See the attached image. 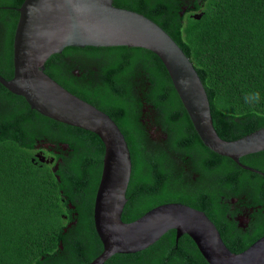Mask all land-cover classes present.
<instances>
[{
	"label": "trees",
	"instance_id": "trees-1",
	"mask_svg": "<svg viewBox=\"0 0 264 264\" xmlns=\"http://www.w3.org/2000/svg\"><path fill=\"white\" fill-rule=\"evenodd\" d=\"M22 2L0 0V76L6 80L13 74L16 9ZM112 4L156 23L189 58L206 91L220 138L233 141L264 128V0H112ZM195 14H201L200 19L192 18ZM44 73L118 126L130 152L129 195H134L136 208L149 211L180 203L205 212L200 203L206 195L215 196L205 184L213 173L221 178L218 186L247 183L248 204L263 201L264 208V151L239 159L261 172L257 174L204 147L165 67L152 52L68 47L46 61ZM34 144L45 150L55 144L57 158L63 161L55 174L51 167L33 161ZM193 153L197 158L192 165L183 157ZM103 155L95 134L38 114L0 85V264H46L41 258L47 256H53L54 264H66L57 259L63 255L59 243L65 241L60 193L67 195L68 203L78 204L77 215L69 218L77 219L80 230L89 231L90 212L84 210L88 203L92 210ZM181 159L187 164L185 178ZM196 175L203 187L190 182ZM256 211L262 228L264 215ZM229 235L225 232L222 239L233 253L252 244L244 239L240 247ZM84 238L85 234L78 238L80 246ZM76 249L64 256L76 260ZM151 249L153 264H164L161 251ZM195 261L207 264L201 255ZM67 264L73 262L67 259Z\"/></svg>",
	"mask_w": 264,
	"mask_h": 264
},
{
	"label": "water",
	"instance_id": "water-1",
	"mask_svg": "<svg viewBox=\"0 0 264 264\" xmlns=\"http://www.w3.org/2000/svg\"><path fill=\"white\" fill-rule=\"evenodd\" d=\"M16 10L13 74L8 80L0 76V85L22 97L38 114L95 134L104 147L93 209L103 251L90 264H104L116 254L140 252L171 229L177 237L187 234L207 264H264V236L233 253L209 218L184 204H161L134 221L123 222L131 176V157L124 136L108 115L44 73V64L68 47H128L152 52L165 67L203 146L257 174L261 172L242 165L239 159L264 151V128L233 141L220 138L213 126L206 91L189 58L161 27L142 14L115 7L112 0H23ZM200 17L192 15L196 20Z\"/></svg>",
	"mask_w": 264,
	"mask_h": 264
},
{
	"label": "flooded vegetation",
	"instance_id": "flooded-vegetation-1",
	"mask_svg": "<svg viewBox=\"0 0 264 264\" xmlns=\"http://www.w3.org/2000/svg\"><path fill=\"white\" fill-rule=\"evenodd\" d=\"M34 146L35 147L32 149L33 161L37 160L40 165H47L51 167L52 172L55 174L57 168L56 165H63L62 158H57L58 151L54 150L56 148L55 144H52L51 148H49L48 150L41 149L35 144ZM38 155L39 157H37ZM183 158L189 159L191 164L193 165L195 161L194 159L197 158V154L193 153V155H186ZM180 164H182L181 171L184 173L183 178H185L188 173V170L186 169L187 164H185L182 159L180 161ZM53 165H55V167H52ZM220 181L221 178L217 177L215 173L210 174V178L205 181V184L207 186H210L215 194V196L213 194L206 195L203 199H205L207 196L208 197L205 200H201L202 202L200 203V205L204 208L205 212L193 208L192 206H187L203 212L215 225L221 238L222 234H225V232H227L230 234V240H232L234 243H239V246L241 241L244 239H250L252 241L251 243L255 242V240L262 237V231L264 230V226L261 228V224H259V220L256 214V210H260V214L264 215V208H262L263 201L261 202V204L257 206L255 205L256 207L252 205L250 206L246 200V193L250 191L251 187H248L247 183H245V185L232 183V185L229 186H218V183ZM190 182L194 183L195 185H201L203 187V185L201 184L202 179L197 175L193 176ZM261 189L264 190V186ZM129 190L130 189L128 183L126 191L127 201L124 205L121 215L122 221L126 223L134 221L147 212V210L145 209L140 210L136 208V205L132 203L134 195H129ZM60 194L61 214L59 215V218H61L60 222L63 225L61 235L64 236L65 241H61L59 243V250L63 255L60 254L57 259L59 261L63 259L66 264L67 259L73 262V264H90L103 251L102 243L100 242L94 227V202L92 204V210H89V203L84 210L88 212V215L90 212L89 219L92 222L91 229L89 231H87L86 229L80 230L81 224H78L77 219L72 220L71 218H69V216L71 217L72 213H74V215H77L75 209L77 207L76 205L78 204L68 203L67 195L62 192ZM129 207H132V211H130ZM74 215L73 217L76 218L77 216ZM213 217L217 220L221 228H218L215 220L212 219ZM85 219L89 221L87 217H85ZM260 233L262 234L259 235ZM84 234L86 235V240L84 238V241L80 246L78 238H82ZM92 238L94 240V243L91 245L90 242ZM160 240L163 241L159 242ZM152 246L156 247L158 251H161L159 255L161 261H163L164 264H199L197 261H195V259L201 254L198 252V249L193 240L187 234H182L180 237H177L176 231L174 229L167 231L156 243L149 246L148 248L137 253L113 255L109 259H107L104 264H153V250L151 249ZM74 248H77L74 252L77 256L76 260H73L68 256H64V254L68 250ZM236 248L239 249L238 247ZM197 252L199 253V255H197ZM52 258L53 256H47L46 259L41 258V260H44L46 264H54V259Z\"/></svg>",
	"mask_w": 264,
	"mask_h": 264
}]
</instances>
